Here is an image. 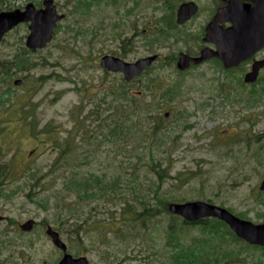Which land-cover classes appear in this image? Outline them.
Segmentation results:
<instances>
[{
	"label": "rangeland",
	"instance_id": "1",
	"mask_svg": "<svg viewBox=\"0 0 264 264\" xmlns=\"http://www.w3.org/2000/svg\"><path fill=\"white\" fill-rule=\"evenodd\" d=\"M57 1L66 18L44 49L31 53L25 48L29 31L28 25L24 24L15 27L0 42V61H7L16 54L17 63H20L9 76L0 71V92L11 98L8 107L1 106L6 99L0 100V148L3 153L0 162L5 164V168L0 170V174H4L0 175V214L9 219L6 228L0 227V230L12 245L11 250L0 253V263L27 264V255L19 259L17 252H26L30 256L33 250L28 240L34 243L40 259L47 252L49 242L45 239L44 226L58 228L59 223H56L50 209L43 208L40 197L60 182V175L49 174L50 165L59 151L52 149L49 143L57 138H66L63 146H72L77 123L81 120L89 123V118L84 117L94 108V102L105 98L104 91L116 85V74L107 73L99 66V59L105 54L117 55L128 62L152 54L161 57L160 63L154 65L156 68L148 76L157 77L154 91H166L163 97H156V93L155 104L161 114L169 113L170 118L162 119V124L175 142L169 141L167 146L166 164L170 173L158 184L159 197L164 198L167 205L187 201L209 202L238 218L242 216V220L262 223L264 208L254 202L257 198L252 195L264 178V94L252 98L255 87L246 95L247 119L242 123H232L230 127L225 121L210 122L213 117L209 116L206 108L208 103L198 107L200 103L195 98L204 99L207 93H211L220 75L214 73L209 81L199 79L195 70L179 74L171 59L180 50L191 51L193 42L187 45L179 41H162L149 34L145 38L133 39V46L124 57L118 48L120 40L129 37L136 26L135 16L147 8L152 13L159 12L163 8L161 0H97L89 10L78 6V0H70L69 3L68 0ZM7 2L15 6L23 5L26 0ZM131 5L138 7L134 15H131L132 10L126 12L127 6ZM128 15L131 16L127 18ZM165 58H170L167 59L169 63L164 61ZM148 76L137 79L135 89L144 90ZM259 77L263 83L264 74H259ZM16 80H21V85L15 86ZM182 88L186 93L179 95ZM152 98L151 92L145 90L144 99ZM237 107L231 101L228 108ZM196 108L204 109L202 118L198 119ZM193 114L197 115V120L191 117ZM31 123L35 125V131L43 128L49 135L34 138L30 133ZM242 132L249 145L246 174L228 169L232 161L226 155L227 145L224 144L225 139ZM245 146L247 143L231 147L239 149ZM69 157L72 160V155ZM125 158L121 154L111 156L110 163L117 164ZM131 159L134 165L126 164L124 174L128 176L132 169L136 171L138 168V175L128 178L139 179L144 191L134 193L122 188L120 194L123 197L120 198L127 197L136 202L151 194L156 181L145 179V168L136 157L131 156ZM69 166L71 168L72 163ZM36 181L38 185H35ZM241 183L245 185L241 186ZM66 199L71 197L66 196ZM258 199L264 200V196ZM164 202H152L151 209L158 213L151 229L135 227L131 232L115 234L116 226L112 230L113 225L109 224L103 228L86 226L77 235L72 226L67 225L60 233L72 254L87 257L90 264H165L164 253L171 249L165 244L168 227L174 224L179 228L182 220L164 213ZM91 208L92 205H88L86 211ZM92 212L93 215L100 212L99 217L104 219L113 213L107 202L103 206L97 205ZM29 219L38 223L33 234L18 235L17 223L23 224ZM196 229L185 230V241L201 238ZM223 229L225 232L216 239L219 250H226L228 256L219 264H264L262 252L238 242L229 234L228 227ZM221 236L225 237L224 240Z\"/></svg>",
	"mask_w": 264,
	"mask_h": 264
},
{
	"label": "trees",
	"instance_id": "2",
	"mask_svg": "<svg viewBox=\"0 0 264 264\" xmlns=\"http://www.w3.org/2000/svg\"><path fill=\"white\" fill-rule=\"evenodd\" d=\"M0 5L5 9L13 7L7 0H0ZM19 64L17 59L0 61V71L9 76L11 70L18 68ZM143 75L149 74H141L130 83H126L120 75H116V85L108 87L104 91L105 98L94 102V108L84 117L89 118L90 122L86 123L79 119L81 121L77 123L78 129L74 132L72 146H63L64 141H67L66 138L65 140L57 138L49 143L52 149L59 150L50 165L49 174L60 175V182L50 187L46 195L40 197V203L45 210L50 209L53 212L56 223H59L58 228L72 226L77 235L84 231L86 226L103 228L109 224L113 225L112 230L116 226L115 234L131 232L135 227L141 230L151 229L158 213L157 210L151 209L154 200H164L162 211L169 213L166 200L159 197L158 184L169 177L170 168L166 164L167 146L169 141L174 143L175 139H171L163 127V114L155 104L156 93V97H163L166 91H154L157 81L154 75L148 76L147 83L143 85L144 90L135 89L134 83ZM145 90L151 92L152 99H144ZM260 93L264 94V84L255 90V94L251 97L255 98ZM3 99H6V102L1 106L8 107L11 98L6 97L5 92H0V100ZM30 133L36 139L49 135L43 128L35 131L33 123L30 124ZM118 154L125 156V160H120L117 164L110 163L111 156ZM2 156L0 148V158ZM131 156L136 157L145 168V179L156 181V187L150 190L151 194L147 197L142 196L136 202L128 200L127 197L120 198L123 197L120 194L122 188L134 193L144 191L139 179L128 178L137 176L138 168L136 171L132 169L128 176L124 174L126 164L134 165ZM70 163H72L71 168ZM4 168L5 164L0 162V170ZM0 175L4 176V174ZM38 183L36 181L35 185ZM66 196L71 199H66ZM105 202L110 203L112 216L104 219L99 217L100 212L93 215L92 210L97 205L103 206ZM88 205H92V208L86 211ZM96 216L97 218H93ZM188 225L181 222L179 228L174 224L168 227L165 244L169 248L185 246L191 248L187 254L169 252V256H176L174 260L176 264H187L194 259H198L199 264H219V261L228 256L226 250H219L216 239L225 232L223 228L227 226L224 223L217 219H204L196 225ZM189 228H197L201 238L186 244L183 234ZM101 234L99 230V235ZM229 234L234 236L231 231ZM136 237L139 238L140 235ZM221 238L224 240L225 237L221 236ZM132 239L134 240V237Z\"/></svg>",
	"mask_w": 264,
	"mask_h": 264
},
{
	"label": "flooded vegetation",
	"instance_id": "3",
	"mask_svg": "<svg viewBox=\"0 0 264 264\" xmlns=\"http://www.w3.org/2000/svg\"><path fill=\"white\" fill-rule=\"evenodd\" d=\"M43 1L44 0H26L23 5H15L11 9L18 8L20 10H23L24 6L28 3H32L36 9H40L43 7ZM52 1L57 13L59 15H63V17L59 21H57L56 26L53 30V39V36L54 34H56L60 23L66 18V14L62 13L57 0ZM78 1L80 2L77 5L83 6L87 10L92 8V5L97 2V0ZM127 1L130 2V0ZM232 1L233 0H161L163 8L159 12L152 13L151 9L147 8L142 14L139 13L135 16L136 26L133 28V31L129 37L120 40L118 46V48L122 51V57H124L128 53L127 50L131 49V47L133 46V39H136L137 37L145 38L149 34L151 35V37L155 36L157 39L162 41H179L180 43H185L187 45L193 42L194 44L191 51H178L174 58H171L172 62L175 63L176 69L179 71V74H185L191 70H195L197 71V77L199 79H207L209 81L212 80L214 73L217 72L220 75V80L214 82V90L211 93H207L204 99L195 98V101L200 103L198 107L208 103L206 108L208 109L209 116L213 117L209 119L210 122L225 121L230 127H232V123H242L245 119H247V112L245 111V107L248 103V97L246 103V95L250 91L252 92L255 87L259 89L260 86L264 84V82L261 83L260 77H258V80L253 84H248L244 81L245 74L250 72L255 64H260L258 74H264V45L235 66L226 67L220 57L221 55L226 54L227 42L224 41L226 36H228V41L232 40L231 31L234 27L235 20L234 11L229 8L232 4ZM236 1L237 4L240 5V7L245 6L250 11H253L256 8L257 0ZM69 2L70 0L67 1V3ZM189 4L192 5L191 10L188 7ZM137 9L138 7L136 5L127 6L126 12L128 10H132L131 15H134ZM1 10L5 9H3L0 5V11ZM131 15H128L127 18ZM23 24L29 26V23ZM13 30L14 28L6 33L3 39ZM27 50L32 53L31 50ZM39 50L41 49H37L36 51ZM203 53L210 55L198 62H195L194 60L199 59ZM152 55H157V58L140 74H152L153 70L156 68V66L154 65L156 63V65L160 63L161 57L158 54ZM114 56L118 57L117 55ZM182 56L189 58L190 60L188 61L187 66L184 69L180 70L178 69L177 65L180 59H182ZM145 57H141L134 62ZM16 59L17 55L15 54L11 59L7 61H13ZM167 59L170 58H165L164 61L166 63H169ZM181 90L182 92H180L179 95H184L186 93L183 91L184 88H182ZM198 90H201V88H198ZM253 94H255V90ZM260 95H262V93H260ZM231 101H234V103L239 107L235 109L228 108ZM195 110L197 113H199L198 119L202 118V112L204 109L196 108ZM191 117H194L195 120H197L196 114H193ZM164 118L168 119L170 118V115L168 114V116H164L163 119ZM243 143H247V146H245L244 148L240 147L239 149H237L231 147L232 145L236 147L238 144ZM224 144L227 145L225 147L227 152L226 155L232 161L228 169L232 172L246 174L248 165V157L246 155V152L247 147L249 150V145L248 140L244 138L243 132L237 134L236 136L225 139ZM244 185V183H241V186ZM260 187L261 182L257 186L256 191L252 196L257 198L254 202L259 203V207L264 208V200L258 199L264 196V189H261ZM239 217L242 218V216ZM201 221H198L196 223H189L188 226L196 225ZM7 223H9V219L0 214V227H5ZM262 223H264V221ZM20 225L21 223H17V227L19 229V231H17V234L20 236H30L35 231L38 223L34 221L33 227L30 231L21 230ZM44 227L45 239L47 242H49V248L44 254V257L42 259L38 257V252L37 250L35 251L34 243L31 240H28V243L31 245V249L33 251L30 256L26 252H17V254L19 255V259H21L22 256L27 255V264H59L64 259L65 255H70L74 259L85 257L72 254L68 243H66L61 236L62 231H64L62 228H54L50 225H46ZM49 227H51V229L58 234L60 241L65 245V249L55 246L52 243L51 238L46 235V230ZM5 232L6 234L8 233L7 231ZM4 236L5 234L2 230H0L1 254L3 253V251H9L12 248V245L8 240H5ZM232 237H234L238 242H242L247 248L262 252V255L264 257V246L258 244H250L246 240L237 237L235 234ZM185 243L190 244V241L187 240ZM170 251L176 252L177 254H187L191 251V248L190 246H185L180 248H171ZM175 258L176 256H169L168 252L164 253L165 264H168L169 260H171L172 263H175ZM87 260L88 264H90V260ZM187 264H199V260L194 259L192 262L188 261Z\"/></svg>",
	"mask_w": 264,
	"mask_h": 264
},
{
	"label": "water",
	"instance_id": "4",
	"mask_svg": "<svg viewBox=\"0 0 264 264\" xmlns=\"http://www.w3.org/2000/svg\"><path fill=\"white\" fill-rule=\"evenodd\" d=\"M264 0H257L256 8L250 11L247 7L237 4L236 0L232 1L229 8L234 11V27L231 31L232 40L227 42L226 54L221 55L226 67L237 65L242 60L246 59L253 52L260 49L264 45ZM192 9V5H188ZM229 10V9H228ZM227 10V11H228ZM254 12V13H252ZM63 15H59L53 5L52 0H44L43 7L36 9L32 3L24 6L23 10L14 9L8 11H0V41L4 35L11 31L14 27L21 23H29L28 35L25 40V46L36 51L44 48L51 40L53 30ZM210 54H202L198 62ZM157 58V55L142 58L136 62L130 63L113 55H104L100 58V68L112 73H121L125 82H131L135 77L146 69ZM178 62V69H184L189 58L181 57ZM260 64H255L250 72L245 74L244 81L246 83H254L258 78ZM21 84V80L14 82V85ZM165 116H168L166 113ZM261 189H264V179L261 181ZM168 211L173 215L180 216L188 223L197 222L205 218H217L225 224L239 237L250 244H258L264 246V223L253 224L251 222L241 220L224 208L203 201H188L184 203H169ZM34 221L28 220L20 225L23 231H30ZM46 235L51 238L52 243L62 249L65 245L60 241L58 234L49 227L46 230ZM59 264H88L86 257L72 258L70 255H65L64 259Z\"/></svg>",
	"mask_w": 264,
	"mask_h": 264
}]
</instances>
